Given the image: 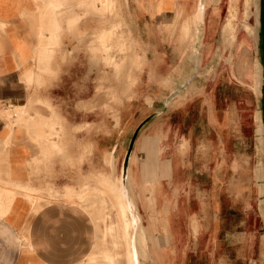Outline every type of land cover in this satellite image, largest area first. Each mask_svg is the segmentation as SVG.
Segmentation results:
<instances>
[{"label": "rangeland", "instance_id": "rangeland-1", "mask_svg": "<svg viewBox=\"0 0 264 264\" xmlns=\"http://www.w3.org/2000/svg\"><path fill=\"white\" fill-rule=\"evenodd\" d=\"M67 1L47 0L41 17L47 31L39 40L43 50L35 46L34 55L41 52L42 58L33 57V80L24 79L30 87L27 111L14 124L35 143L33 175L30 184L0 179V217L17 195L33 211L54 200L76 201L103 226L101 244L86 264H125L118 231L109 229L116 216L101 202L95 184L101 175L117 177L125 170L147 231L145 264H261L264 182L262 166L256 168L261 140L256 130L251 133L250 118L229 107V97L244 98L245 92L226 81L227 55L207 54L197 67L190 58L196 44L192 19L180 27L152 23L142 0H114L111 8L101 0H77V15L67 20V35L59 39L58 15ZM111 24V37L101 48L98 36ZM131 53L138 66L124 71ZM147 116L150 123L144 132L138 130L124 169L131 136ZM184 137L190 142L193 176L178 177L171 185L161 170L172 156L170 147L187 154ZM168 205L174 209L169 239Z\"/></svg>", "mask_w": 264, "mask_h": 264}, {"label": "crops", "instance_id": "crops-1", "mask_svg": "<svg viewBox=\"0 0 264 264\" xmlns=\"http://www.w3.org/2000/svg\"><path fill=\"white\" fill-rule=\"evenodd\" d=\"M101 1V5L107 3V0ZM201 1L202 19L193 35L196 39V55L199 59L196 66L198 67L201 61L206 59L207 54L227 55L225 60H229V69L226 81L245 92L244 98L229 97V107L234 108L236 113L238 110L242 111L245 118L249 117L251 133L256 130V134L260 135L261 162L256 164V168L260 171L259 164L262 166L261 174L264 182L263 125L260 106L262 69L258 55V0H249L248 5L246 0H226L225 2L223 0H142L140 4L143 5L152 23L164 27L179 23L180 27L184 21L193 19V12ZM48 4L47 0H0V179L2 181L30 184L33 175L31 159L35 155V143L27 137L23 126L14 124L19 118L18 109L21 107L25 114L27 111L26 102L30 99V87L24 79L28 82L33 80L34 72L32 69L29 70L33 68V57L36 60L42 58L41 52L34 55V49L36 46L37 50H43L39 47V40L47 30L41 26V17ZM76 7L77 0H68L60 9L59 39L67 35L66 22L76 17ZM232 14L234 16L231 20L234 27L233 38L225 31L227 19ZM76 23L77 21L72 28L74 32L77 28ZM245 25H248L250 29H247ZM35 31H38L37 38ZM106 33L102 30L97 39H100L98 43L102 48L106 47V40L111 37L112 31L109 35ZM69 34H71L70 30ZM54 35L55 33L50 36L52 40ZM216 39L219 41L216 42ZM129 59L130 57L127 61ZM135 62L137 65V60ZM130 65V63L127 64L125 71L132 68ZM1 112L6 115H2ZM235 116L242 118L241 115L236 114ZM212 121L215 123L214 116ZM145 124L143 128H140L141 132H144L147 126ZM233 127L237 133L239 127L236 124ZM233 127L229 129L230 132H233ZM137 140L134 141L133 148ZM52 143L56 145L55 140ZM229 145L236 147V142L235 144L229 143ZM133 148L131 153L134 152ZM170 148L172 156L166 159L167 165L161 170L164 172L160 175L169 177L172 185L178 177H189V175L192 177L193 175L192 165L188 158L190 142L187 140L184 145L186 155L174 152L178 150L175 147ZM203 164L201 162L202 166ZM98 179L100 178L96 181ZM163 180L167 181L166 178ZM105 182L108 186V180ZM160 182H163L162 179ZM262 188L264 194V183ZM8 193H13V191L9 190ZM172 193H174L173 190ZM159 196L156 191L155 197ZM166 197H168L167 193ZM168 207L169 205L166 207L164 221L169 231L165 233L166 238L169 239L172 236L174 209L173 206ZM262 222L264 225V211ZM98 223L80 205L54 200L43 203L37 211H33L29 202L17 195L6 214L0 217V264H86L88 256L97 252L96 246L101 244V233L98 231L103 226ZM261 260V264H264V254L260 257Z\"/></svg>", "mask_w": 264, "mask_h": 264}, {"label": "bare ground", "instance_id": "bare-ground-1", "mask_svg": "<svg viewBox=\"0 0 264 264\" xmlns=\"http://www.w3.org/2000/svg\"><path fill=\"white\" fill-rule=\"evenodd\" d=\"M113 1L114 0H107V3L103 4L102 6L107 7V8H111ZM246 4L247 5L250 4L249 0H247ZM258 10H259V8H258ZM202 12H203V5H202V1H201L198 4L196 11L193 15V19H192L193 35L196 33V29H197L198 24L201 23ZM246 14H247V11H246ZM257 15H258V11H257ZM231 17H232V15H231ZM232 18H230L225 25V31H227V34L228 33L230 34L231 38L234 37V35H233V28L234 27L231 23ZM245 27L247 29H250L248 25H245ZM102 30L107 32L108 34L107 33L106 34L109 35L110 34L109 32L113 31V26H112V24L107 25ZM194 40H195V38L193 37L192 42ZM132 42H133V40H132ZM193 44H195V43L193 42ZM193 44L190 47V58L195 63H198V60H199V59H197L198 55H196V48L194 47ZM130 49H132V44H130ZM131 51H133V50H131ZM131 54H133V53H131ZM136 60H137V57H135V55L133 54L132 56H130V59L128 61L126 60L124 62L122 69L125 71L128 63L131 64L130 66L132 68H136L138 66V63L136 65V62H135ZM137 62H138V60H137ZM18 111H19V114H18L19 118L17 120V123L21 122L25 116V112L21 107L18 109ZM112 167H113V163H112ZM124 177H125V170H123L121 172V174L117 177L115 175H113V172H112L111 176L101 175V177H99L100 179H98L95 183L96 189L98 190L99 194L101 195V197H100L101 202L103 204L107 205L109 212L114 213L116 216V223L111 224L109 229L111 232H113L115 229H117V231H118L120 243L122 244V246L124 248L123 257L125 260V264H145L146 260H148L150 258V254H149V250H148L147 231H146L145 226H143V224L141 223L140 216L136 211V201L134 200V197L132 195L130 178L127 177L124 180ZM103 178H104V180H103ZM107 180L109 182L108 186L105 182ZM127 191H128V193H127ZM9 194L13 196L14 192L9 193ZM70 203L76 204L77 202L71 201ZM0 205H1V202H0ZM113 225H115V227ZM112 264H114V263H112Z\"/></svg>", "mask_w": 264, "mask_h": 264}, {"label": "water", "instance_id": "water-1", "mask_svg": "<svg viewBox=\"0 0 264 264\" xmlns=\"http://www.w3.org/2000/svg\"><path fill=\"white\" fill-rule=\"evenodd\" d=\"M259 2V10H258V55L259 62L261 65V87H260V106H261V121L263 125V150H264V0H258ZM150 116L142 119L137 125L131 139L129 141L126 154L124 157V169L126 168V164L129 160L133 144L137 135L138 130L149 120ZM264 158V155H263ZM264 164V162H263Z\"/></svg>", "mask_w": 264, "mask_h": 264}]
</instances>
